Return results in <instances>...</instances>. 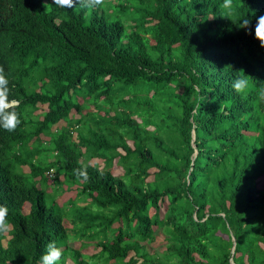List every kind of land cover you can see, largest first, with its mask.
<instances>
[{"label":"trees","instance_id":"trees-1","mask_svg":"<svg viewBox=\"0 0 264 264\" xmlns=\"http://www.w3.org/2000/svg\"><path fill=\"white\" fill-rule=\"evenodd\" d=\"M92 4L0 0V264H264V0Z\"/></svg>","mask_w":264,"mask_h":264},{"label":"clouds","instance_id":"clouds-1","mask_svg":"<svg viewBox=\"0 0 264 264\" xmlns=\"http://www.w3.org/2000/svg\"><path fill=\"white\" fill-rule=\"evenodd\" d=\"M54 4L61 7H72L73 0H54ZM103 4V0H94V4L87 8L98 7ZM84 7L83 5H81ZM225 8H232V0H224ZM239 29L245 30L247 35H252L253 39L259 41V46L264 48V15H259L255 19L253 25L251 20H243ZM8 80L4 75L3 67L0 66V127L4 130L12 132L20 125L21 120L15 111H9L16 105V101L8 100L9 89L7 87ZM232 88L236 93H243L248 88V80L243 76H237L232 82ZM258 94L264 99V82L260 84ZM77 178L87 181L89 179L86 169H74ZM8 209L4 205H0V235L8 233L10 225L7 223ZM47 253L41 257V264H57L61 258L62 252L56 248L53 243L47 245Z\"/></svg>","mask_w":264,"mask_h":264},{"label":"rangeland","instance_id":"rangeland-1","mask_svg":"<svg viewBox=\"0 0 264 264\" xmlns=\"http://www.w3.org/2000/svg\"><path fill=\"white\" fill-rule=\"evenodd\" d=\"M114 174L117 172V170H113ZM61 201V200H60ZM60 203V202H59ZM72 211V210H71ZM152 210H150L149 214H151ZM163 245H164V241L162 240V236L161 234H158L156 236V238L154 239V241H152L151 247L153 248H157L158 250H162L163 249ZM72 246H78V243L73 244ZM88 253H90V250H87ZM132 254H129V256H131ZM68 264H71V262L69 260H66ZM90 264H93V262H90ZM238 264V261H237Z\"/></svg>","mask_w":264,"mask_h":264}]
</instances>
